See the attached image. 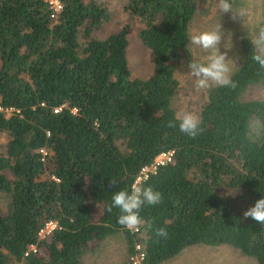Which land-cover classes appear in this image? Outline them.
Here are the masks:
<instances>
[{
    "label": "trees",
    "instance_id": "16d2710c",
    "mask_svg": "<svg viewBox=\"0 0 264 264\" xmlns=\"http://www.w3.org/2000/svg\"><path fill=\"white\" fill-rule=\"evenodd\" d=\"M61 2L51 18L46 0H0V264H80L93 241L120 231L129 252L137 236L117 222L119 209L109 211L112 194L130 190L141 166L169 149L172 161L137 184L163 197L140 211L148 263L226 243L264 264V225L244 216L264 198V98L245 95L264 85L251 38H240L237 86L208 88L193 139L168 122L176 66L194 60L190 21L207 0L124 1L153 54L146 77L130 72L128 22L99 38L104 2ZM50 219L57 226L41 237Z\"/></svg>",
    "mask_w": 264,
    "mask_h": 264
},
{
    "label": "rangeland",
    "instance_id": "374dc122",
    "mask_svg": "<svg viewBox=\"0 0 264 264\" xmlns=\"http://www.w3.org/2000/svg\"><path fill=\"white\" fill-rule=\"evenodd\" d=\"M104 2L109 9V18L99 28L93 30V35L99 38L107 36L117 30L122 24L128 22L129 42L126 48L129 68L132 75L146 77L154 66L152 51L141 40L138 31L142 23L136 18H128L123 9L125 0H99ZM233 12L237 13L233 19V13L222 14L218 9V0H207L208 7L196 12L190 21V36L213 29L221 24L223 38L220 45L221 52H227L233 70L240 65L242 52L240 38L247 35L254 38L258 30L264 27V0H231ZM238 13H242L243 16ZM190 48L195 62H205L207 52L192 45ZM192 61V62H193ZM189 63H180L176 66L175 75L178 79V89L171 99V105L175 110L184 109L200 115V109L205 102L208 89L197 90L195 78L191 76ZM246 97L264 98V85L249 87ZM5 134H0V144L4 142ZM5 197L0 195V208L5 209ZM99 211L95 212V217ZM92 248H88L81 255L80 264H121L126 257L127 242L123 232L110 234L97 242L93 241ZM163 264H259L257 258L238 247L230 244L209 245L196 243L187 246L177 255L163 262Z\"/></svg>",
    "mask_w": 264,
    "mask_h": 264
},
{
    "label": "clouds",
    "instance_id": "9594fccd",
    "mask_svg": "<svg viewBox=\"0 0 264 264\" xmlns=\"http://www.w3.org/2000/svg\"><path fill=\"white\" fill-rule=\"evenodd\" d=\"M218 9L222 14L233 13V19L237 13L233 12L231 0H218ZM243 16L242 13H238ZM221 24L213 29L193 34L190 37V43L208 55L205 62H190L188 67L190 74L195 78V87L197 90L208 89L211 87L235 88L236 81L232 79L233 67L227 52H221L220 45L223 38ZM253 51L251 59L264 69V27L260 28L254 38L251 39ZM169 128H177L179 131L190 138H196L202 131L201 118L198 114L188 110H178L174 119L168 122ZM112 184L117 182L112 179ZM162 193L155 191L152 187H143L142 185L133 184L130 190L121 189L112 194V208L120 210L117 222L128 229H135L144 224L140 211L143 206L157 205L162 202ZM245 218H252L254 221L264 225V198L256 201L255 205L250 207L245 213ZM158 237L166 239L168 231L166 228L156 230Z\"/></svg>",
    "mask_w": 264,
    "mask_h": 264
},
{
    "label": "built area",
    "instance_id": "2783aa9c",
    "mask_svg": "<svg viewBox=\"0 0 264 264\" xmlns=\"http://www.w3.org/2000/svg\"><path fill=\"white\" fill-rule=\"evenodd\" d=\"M50 8V17L56 18L59 12L62 10L61 0H46ZM0 109H4L0 105ZM13 107L5 108L9 111ZM43 152L44 150L41 149ZM173 159V150H163L160 151L154 159L149 163L141 166L133 184H138L141 180L145 179L150 172H154L158 166L164 165L171 162ZM57 226V221L50 219L47 220L44 225L39 230V235L41 237H47L51 235L52 230ZM137 237L133 243V248L127 253L126 257L122 260L121 264H149L146 258L147 251L144 241L139 237L141 235V228L130 229ZM30 249L35 250L36 245L30 244ZM27 253V252H26Z\"/></svg>",
    "mask_w": 264,
    "mask_h": 264
},
{
    "label": "crops",
    "instance_id": "0c3cea01",
    "mask_svg": "<svg viewBox=\"0 0 264 264\" xmlns=\"http://www.w3.org/2000/svg\"><path fill=\"white\" fill-rule=\"evenodd\" d=\"M186 248V247H185ZM184 249V248H183ZM182 249V250H183ZM178 254V253H177ZM177 254H175V255H177ZM175 255H173L172 257H174ZM171 258V257H170ZM169 259V258H168ZM165 260H167V259H165ZM165 260H163L160 264H163V262L165 261Z\"/></svg>",
    "mask_w": 264,
    "mask_h": 264
}]
</instances>
